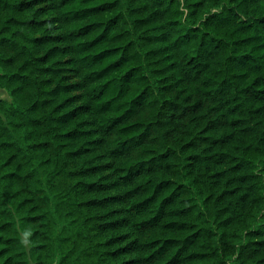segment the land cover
Segmentation results:
<instances>
[{"label": "trees", "instance_id": "1", "mask_svg": "<svg viewBox=\"0 0 264 264\" xmlns=\"http://www.w3.org/2000/svg\"><path fill=\"white\" fill-rule=\"evenodd\" d=\"M0 264H264V0H0Z\"/></svg>", "mask_w": 264, "mask_h": 264}, {"label": "rangeland", "instance_id": "2", "mask_svg": "<svg viewBox=\"0 0 264 264\" xmlns=\"http://www.w3.org/2000/svg\"><path fill=\"white\" fill-rule=\"evenodd\" d=\"M8 96L9 95H8L7 91L3 88H0V97L9 98Z\"/></svg>", "mask_w": 264, "mask_h": 264}]
</instances>
